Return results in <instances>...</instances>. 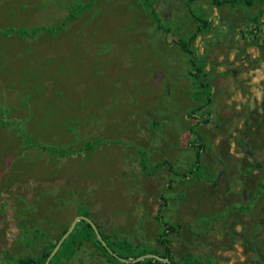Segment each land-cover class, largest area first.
<instances>
[{"label": "rangeland", "instance_id": "374dc122", "mask_svg": "<svg viewBox=\"0 0 264 264\" xmlns=\"http://www.w3.org/2000/svg\"><path fill=\"white\" fill-rule=\"evenodd\" d=\"M160 206L172 261L264 264V0H0V264L80 216L117 260L62 264L162 259Z\"/></svg>", "mask_w": 264, "mask_h": 264}, {"label": "trees", "instance_id": "16d2710c", "mask_svg": "<svg viewBox=\"0 0 264 264\" xmlns=\"http://www.w3.org/2000/svg\"><path fill=\"white\" fill-rule=\"evenodd\" d=\"M227 1L230 2V3H235L238 0H227ZM244 1L247 4L251 3V0H244ZM147 6L151 9V11L153 12V14H154L155 18L157 19V21H160V18L155 14V10H154L152 4L151 3H147ZM200 22H201V24H198L197 30L189 38L190 41L194 40L199 35V32L202 30V28L206 24L205 21H201L200 20ZM39 29H41V28L32 29L33 31H31V32L33 33V32H35L36 30H39ZM12 30L13 29H7V32L8 31H12ZM17 30H18L17 32L22 33V34H26V33H30L31 34V32H29L27 29H24V28H19ZM180 45H181L182 49L185 52H187V53H189L191 55V57H190L191 64L192 65H196L195 64V59H194V54L188 48V43L186 41H180ZM200 85L203 88L207 87L203 92L207 95L208 100H209V98H210V86L207 83L203 82V81H200ZM189 116H191V115H189ZM206 121H208V118L203 120V122H206ZM190 130L192 132H194L193 131L194 130L193 126L190 127ZM193 144H195L197 146V151H196V162L193 165V167L191 169V172H193V170L195 169L196 164H197V162L199 160L201 151H202L203 146H204L202 142L193 143ZM156 217L159 220V222L164 225L163 231L157 237V241L160 244H162L163 247H164V252L160 255V257H162V259H159V257H156V256H149V257L145 256V257H142L141 259L137 260L136 263L137 264H149V263L150 264H185V263H182V261H179V262L172 261L170 243H169L168 238L166 237L168 235V233L172 230L171 229L172 227H171V225L168 222H166L163 219L162 214H161V206L158 208ZM80 221L82 222V225L80 227L76 226L75 230L61 243L59 249L57 250V252L54 254V256L49 261V264H62V262L64 260H66V258L71 253L73 243H75L76 240H79V238L81 236H84L85 238H89V236H92V237H94L96 239V235H95V232H94V229H93L92 225L88 221H86L85 219H81ZM101 237H102L103 240L106 241L108 247L112 250V252L115 253V254H118L119 257L134 258L135 259V258H137L139 256V254H135V255L131 256L127 252L120 251L119 250V245H117V243L114 240H112L109 236L101 234ZM96 241L100 244V246L103 249V251L110 258H113V259L117 260L116 256L110 254L108 252V249L104 245H102L100 240L96 239ZM50 250H48L47 252L42 254L40 257H30V256H28V257H19L18 256V257H16L14 259L13 262H14V264H44L45 259L48 256ZM261 258L264 259V256L261 255Z\"/></svg>", "mask_w": 264, "mask_h": 264}, {"label": "water", "instance_id": "95a60500", "mask_svg": "<svg viewBox=\"0 0 264 264\" xmlns=\"http://www.w3.org/2000/svg\"><path fill=\"white\" fill-rule=\"evenodd\" d=\"M80 218H83V219L87 220L92 226H94V225L92 224V222H91L89 219H87L85 216H80ZM76 220H77V219H76ZM75 222H76V221H74V223L72 224V226L70 227V229H69V230L64 234V236L58 241V243L56 244L55 248L53 249V251H52L51 254L49 255L48 259L46 260L45 264H48L49 259L54 255V253L56 252V250L59 248V246H60L61 242L63 241V239L69 234V232H70V231L72 230V228L74 227ZM95 231H96L97 235L99 236L98 231H97L96 229H95ZM99 237H100V236H99Z\"/></svg>", "mask_w": 264, "mask_h": 264}]
</instances>
